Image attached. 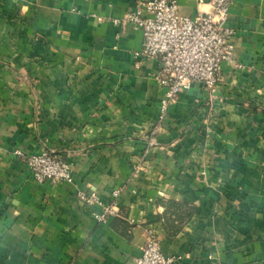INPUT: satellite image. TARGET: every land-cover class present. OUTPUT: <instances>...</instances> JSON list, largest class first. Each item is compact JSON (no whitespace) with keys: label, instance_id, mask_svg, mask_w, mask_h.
<instances>
[{"label":"crops","instance_id":"0c3cea01","mask_svg":"<svg viewBox=\"0 0 264 264\" xmlns=\"http://www.w3.org/2000/svg\"><path fill=\"white\" fill-rule=\"evenodd\" d=\"M143 1L0 0V264H135L149 230L172 264H264V0H233L220 82L164 111L160 62L115 21ZM41 150L73 184L33 179L17 152Z\"/></svg>","mask_w":264,"mask_h":264},{"label":"built area","instance_id":"2783aa9c","mask_svg":"<svg viewBox=\"0 0 264 264\" xmlns=\"http://www.w3.org/2000/svg\"><path fill=\"white\" fill-rule=\"evenodd\" d=\"M206 2L209 10L196 16L179 12L176 0H147L137 9L127 13L117 23H130L142 33V47L135 52L138 63L156 59L160 68L152 73L153 80L163 90L162 110L172 104L185 86L202 83L214 88L221 80L225 62L233 61L234 30L228 25L233 0H199ZM162 118V115L160 116ZM28 171L37 182L73 184L75 179L71 164L60 154L49 150L23 155ZM121 189L113 191L118 197ZM77 197L87 206L98 205L93 212L98 220L118 216L114 203L103 204L94 192L77 191ZM154 231H148L142 252L135 257V264H172Z\"/></svg>","mask_w":264,"mask_h":264}]
</instances>
